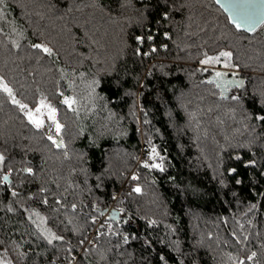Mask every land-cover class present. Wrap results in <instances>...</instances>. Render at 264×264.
<instances>
[{"label": "trees", "instance_id": "obj_1", "mask_svg": "<svg viewBox=\"0 0 264 264\" xmlns=\"http://www.w3.org/2000/svg\"><path fill=\"white\" fill-rule=\"evenodd\" d=\"M226 17L214 0H4L0 75L21 102L44 99L58 109L65 147L53 146L0 92V153L6 157L0 177H9L0 184V259L233 264V258L256 251L254 262L245 264H264V122L249 118L264 114L258 103L264 93V26L252 33L236 30ZM40 42L53 53L30 47ZM136 48L148 55H134ZM221 48L232 51L239 65L227 69L226 79L235 73L241 82L223 97L199 63L205 52ZM234 89L242 97L239 104L229 98ZM64 96L75 97L72 109L63 104ZM152 145L157 162L163 157V171L141 163ZM252 159L256 165L245 167ZM25 167L34 174L18 171ZM134 170L137 180L131 179ZM133 182L142 191L128 190L118 201L123 211L116 208L118 217L108 218L118 235H104L109 227L101 225V235L81 245L95 226L89 217L100 216L113 193ZM32 210L64 236L63 243L49 245L40 236L28 218ZM149 219L156 223L148 225ZM18 252L27 255L21 259Z\"/></svg>", "mask_w": 264, "mask_h": 264}, {"label": "snow or ice", "instance_id": "obj_2", "mask_svg": "<svg viewBox=\"0 0 264 264\" xmlns=\"http://www.w3.org/2000/svg\"><path fill=\"white\" fill-rule=\"evenodd\" d=\"M217 4L221 3V0H216ZM4 4V0H0V5ZM222 7L228 12V15L226 17V21L228 24H230L232 27H234L236 30H240L243 29L245 27H247L248 31H255L256 28L254 27V25L256 26H264V0H262V5L261 6H257L255 3L252 2V0H234V2L232 3H225L222 5ZM165 18L168 16L167 12H164L162 14ZM12 31L14 33H16V29L13 28ZM17 36H21L22 32L16 33ZM169 34L167 32L164 33V36L167 37ZM135 39L138 42H142L143 41V37L141 36H137L135 37ZM147 39L149 41H151L153 39L152 36H148ZM12 46L13 47H19V43L16 39H13L11 41ZM30 47L32 49H39L41 50L43 53H47L49 55H51L53 53V48L50 47L47 43L44 42H40V43H32L30 45ZM161 47H165V45H161ZM152 51H155V47L153 46V48L151 49ZM134 55H143V56H147L148 52H143L141 53V50L139 48H136L134 50ZM233 52L230 50H225L223 48H221L218 52H216L213 55H208L206 52L203 54V58L199 61L200 65H213V64H222L225 67H231V68H237L239 67V65L234 64L233 63ZM205 71H207V69H203ZM113 72L116 71L115 68L112 69ZM63 74V72H62ZM213 75L217 78V87H220L223 89V91H221L220 95L223 97L225 92L227 91V89L232 85L235 84L237 86V88L239 89L241 86V82L238 80H228V79H221L222 77L225 76V73L222 71H217L215 69H213ZM233 75H235V73H233ZM80 76L83 77L84 73H80ZM209 82H211V77L208 78ZM93 85L98 84L99 81L97 80H93L91 82ZM117 83H119V81H117ZM57 91L59 92V88H57ZM0 92H3L6 94V96L8 97V99L11 101V103L13 105H18L19 106V110L23 113L24 118L27 120V122L36 130H41L44 129L45 126V121H51V124L54 126L55 128V132H56V136H53L51 133V130L46 131L45 135L47 137V140L50 141L52 143L53 146H55L56 148H62L65 147L64 145V141L61 138V132L64 129V125L57 119V112L58 109L56 107H54L53 105H51L50 103L45 102L44 99L39 100L36 103V107L35 108H30L28 104L21 102L19 99H17V96L14 92V89L12 87V85L7 81L6 77L3 75H0ZM61 95H63V93H61ZM232 101L237 102L238 104L241 102L242 97L240 95H234V96H230L229 97ZM63 104L67 105L69 109H72L73 104L76 103V99L73 96H64L63 97ZM258 103L260 104V106L264 107V93L261 94V98L258 101ZM250 119H254L256 121H260V122H264V114H256L254 117H249ZM147 122V121H145ZM253 131H255V129H253ZM65 156L68 155L67 151H65L64 153ZM159 156V153L156 151V146L152 145L151 146V150L148 152V160H144L141 161V163L143 164V166L149 168V169H159L160 171L164 170V164H163V157H160L159 162H157V157ZM234 159H241V157L239 155L235 156ZM6 160V157L3 153H0V164H2L4 161ZM149 161H152L151 163ZM257 161L255 159L252 160H247L245 161V167H249V166H254L256 165ZM12 168L9 167L8 168V172H12ZM18 171H22L25 173H29V174H34V169L31 167H25L23 169H19ZM236 169L235 168H229L228 172L229 173H235ZM261 175H264V173H261ZM9 177L7 174H5L3 177H0V184L4 183L5 181H8ZM99 179V177H98ZM132 180H137L138 179V175L137 173H133L131 176ZM171 179V178H170ZM237 184L242 183L241 179H237L236 180ZM99 186V185H98ZM131 191L133 193H140L142 191L141 185L140 184H135V186L132 187ZM41 193L45 192L44 188L40 189ZM12 195H17L16 191L13 189L12 190ZM113 198H116V194L113 193ZM44 204L48 203L47 198L44 199L43 201ZM56 204L60 205L61 207H63V205H61V198L60 197H56ZM91 207L95 210L97 208V205L95 203H93L91 205ZM256 205L253 204L251 205V208H255ZM71 208L73 210H75L77 208V205L75 203H73L71 205ZM9 211H12L13 209L11 207H9L8 209ZM59 209H54V211H58ZM25 211L27 212L28 210L25 209ZM120 211H123V209H120ZM33 216L36 217V219H33ZM29 220L32 221L33 224L36 225V227L39 230L40 236H42L49 245H51L53 243V241H60V242H64V236L63 235H57L56 233L52 232V230L50 228H47L44 225V221L46 219V217L41 216L39 212H36L35 210H32V214L29 215ZM89 219L93 222H95V220L97 219V217L95 215L90 216ZM68 223L71 224L72 223V219L69 217L68 218ZM148 225H153L156 223L155 220L149 219L147 220ZM86 225H81L80 227L83 228ZM103 227V226H101ZM73 231H78L77 228H73ZM108 234H112V235H118V233H111V225H109V233H104V235H108ZM97 236L101 235V232L99 230H97L96 232ZM209 235H211V233H209ZM233 236L236 235L235 232L232 233ZM129 234L125 233L123 234V242L127 243L129 240ZM245 240L248 239L247 236L244 237ZM85 243V240H81L80 244L83 245ZM89 244H92L91 241H88ZM150 243V241L145 240V244ZM161 243H163V241H161ZM17 248H19V245H16ZM93 248L96 247V245H92ZM117 248L119 247V245L116 246ZM83 251L87 252L89 251L88 249H82ZM70 254V252H69ZM18 255L21 257V259H23L27 254L24 252H18ZM258 253L256 251H251L246 257H241V258H233V264H245V261H252L254 262V258L257 257ZM103 258V257H102ZM75 259V257H73V260ZM160 259L162 261L165 260L164 256L161 255ZM0 264H12L11 260H6V259H0ZM49 264H51V262H49ZM71 264V262H70ZM166 264V261H165ZM193 264H196L195 261H193Z\"/></svg>", "mask_w": 264, "mask_h": 264}, {"label": "rangeland", "instance_id": "obj_3", "mask_svg": "<svg viewBox=\"0 0 264 264\" xmlns=\"http://www.w3.org/2000/svg\"><path fill=\"white\" fill-rule=\"evenodd\" d=\"M225 50H229V49H225ZM202 67H203L204 69L209 70V71L211 72V77L216 81V83H217V78L213 75V69H215V70H217V71H222V72L225 73V76L222 77L221 79H226V76H229V75H230V73L227 71V69H231V67H225V66L222 65V64H221V65H218V64H213V65H202ZM230 72H233V71H230ZM233 76H234V78H232V80H238L237 77L235 78V75H233ZM238 81H239V80H238ZM228 89H229V88H228ZM230 94H231V96L239 95V92H238L237 90L234 89ZM45 102L48 103V101H46V100H45ZM29 107H30V108H35L36 105H29ZM57 119L59 120V118H58V114H57ZM41 130H42L44 133H45L46 131L51 130L52 135H53V136H56L55 128H54V126L51 124V121L46 120V121H45L44 129H41ZM140 156H141V155H140ZM139 158L142 159V157H139ZM142 160H143V159H142ZM135 184H136V183L133 182L132 184L127 185L128 189H129V192H132L131 189H132L133 186H135ZM116 208H118V209L121 208L120 203L117 204ZM109 225H111V224L109 223ZM109 225H108V227H109Z\"/></svg>", "mask_w": 264, "mask_h": 264}, {"label": "built area", "instance_id": "obj_4", "mask_svg": "<svg viewBox=\"0 0 264 264\" xmlns=\"http://www.w3.org/2000/svg\"><path fill=\"white\" fill-rule=\"evenodd\" d=\"M136 173V171L134 170L132 173H131V176L133 173ZM128 187L127 189H120L118 191L115 192L116 194V198H112V201L111 203L109 204L108 208L109 210L111 208H115L116 209V206L118 204V201L121 200V199H124L125 198V193L128 192ZM109 210L104 213V214H101L100 216H97V219L95 220L94 222V228H92V230L89 232L87 238H86V241L84 243V246L88 243V241H91L92 243L94 242L95 240V236H96V232H97V227L98 226H101V225H104V226H108V215H109ZM89 244V243H88ZM70 264V262L68 263ZM71 264H74V261L71 262Z\"/></svg>", "mask_w": 264, "mask_h": 264}, {"label": "water", "instance_id": "obj_5", "mask_svg": "<svg viewBox=\"0 0 264 264\" xmlns=\"http://www.w3.org/2000/svg\"><path fill=\"white\" fill-rule=\"evenodd\" d=\"M214 1L216 2V0ZM232 2H234V0H221L220 4H217V3L216 4L219 5V7L226 13V15H228V12L222 7V5L225 3H232ZM252 2L255 3L258 7L262 5V0H252ZM254 27L257 29L259 26L254 25ZM240 30H244L249 33L253 32V31H248L247 27L240 29ZM108 210H109L108 207L104 208L103 210H101V214L106 213ZM112 217H116V218L118 217V211L115 208H111L109 210L108 218H112Z\"/></svg>", "mask_w": 264, "mask_h": 264}]
</instances>
